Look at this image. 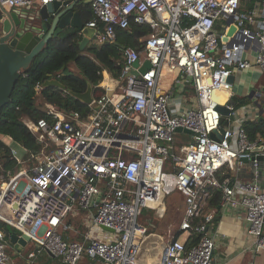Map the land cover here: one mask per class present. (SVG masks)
I'll return each instance as SVG.
<instances>
[{
  "label": "built area",
  "instance_id": "built-area-1",
  "mask_svg": "<svg viewBox=\"0 0 264 264\" xmlns=\"http://www.w3.org/2000/svg\"><path fill=\"white\" fill-rule=\"evenodd\" d=\"M51 1L0 0V7L30 9ZM89 4L93 17L85 25L96 29L92 43L114 41L116 28L131 20L148 24L150 32L141 50L123 48L117 77L103 71L87 115L47 103L46 117L25 122L41 144L27 158L36 162L10 146L20 166L0 175V208H7L0 210V219L34 242L25 255L27 264L42 250L64 264H77L84 254L103 264H150L139 257L147 227L137 217L175 190L184 199L180 233L164 242L154 264H220L214 261L215 239L208 230L214 213L204 211L208 185L221 189V208L243 211L255 255L248 264H264V189L257 158L264 155V139L249 140L243 127L247 117L231 101L229 81L238 70H264V0ZM246 5L250 8L242 9ZM231 24L234 30L228 34ZM145 60L150 64L146 71L132 74ZM164 71L174 72L167 90ZM215 88L230 95L219 139L211 137L221 116L211 97ZM246 163L252 167L249 178L241 176ZM226 168L231 175L219 178L217 172L225 174ZM74 209L92 217L79 240L61 234L70 228L65 217ZM201 215L204 220L197 219ZM96 229L104 236L94 235ZM192 231L201 236L187 246ZM6 243L0 229V264H13Z\"/></svg>",
  "mask_w": 264,
  "mask_h": 264
},
{
  "label": "trees",
  "instance_id": "trees-1",
  "mask_svg": "<svg viewBox=\"0 0 264 264\" xmlns=\"http://www.w3.org/2000/svg\"><path fill=\"white\" fill-rule=\"evenodd\" d=\"M249 8L250 5L242 7L244 10ZM76 10L80 13L84 23L93 17L89 3H78ZM78 32L77 28L66 27L58 34L53 35L33 57L28 67L22 71L9 101L0 108V175H8L20 166L16 157L11 153V145L3 139V136L10 137L13 142L25 148L22 154L25 159L30 154L38 153L41 150V144L37 141L36 133L25 122H35L40 117H46L44 108L47 103L67 111H78L82 116L87 115L89 106L74 97L71 91L83 92L87 84H91L94 89L95 85L103 78V70H106L111 76L117 77L122 66L123 48L130 46L141 50L142 38L149 34L150 27L148 24H140L131 20L127 27L116 28L114 41L101 44L91 43L84 49H80L78 46V40L81 38ZM50 77L58 79L65 89L56 85H44V81ZM36 85L39 86L36 87ZM249 100L247 96L243 98L231 97V101L237 106L247 104ZM243 127L249 140L253 141L258 137L264 139V110L260 109L257 115L246 118L243 121ZM27 160L29 163L36 162L34 157ZM227 175H231V171L227 168L225 174L217 172L219 178ZM206 190L209 196L204 211H213V222H217L222 191L219 187L212 185H208ZM173 192L179 191L175 190L164 195L163 200L165 201L168 197L176 194ZM179 195L174 199L179 209L182 207L184 209V199L182 194ZM197 219L204 220V215ZM0 229L8 234L7 224L1 219ZM179 233L178 228L174 236L177 237ZM61 234L68 239L65 233L61 232ZM200 236L201 233L192 231L187 246L196 242ZM79 239L81 237H77L76 240Z\"/></svg>",
  "mask_w": 264,
  "mask_h": 264
},
{
  "label": "water",
  "instance_id": "water-1",
  "mask_svg": "<svg viewBox=\"0 0 264 264\" xmlns=\"http://www.w3.org/2000/svg\"><path fill=\"white\" fill-rule=\"evenodd\" d=\"M89 3L90 0H53L39 5L33 10H21L19 7L1 6L0 18V108L6 104L11 96L12 90L23 70L30 64L33 57L43 48L44 44L53 36L66 27L77 28L82 37L78 41V46L83 49L93 39L96 29L85 25L80 13L76 10L78 3ZM234 30V25H230L228 34ZM225 40L226 38L223 37ZM230 44V43H229ZM139 62L133 65L138 67ZM150 66L145 60L138 69L132 70V74L144 73ZM229 81L233 83L234 74L229 75ZM44 85H56L62 89L65 86L55 77H50L44 81ZM71 94L89 104L92 101V85L87 84L83 92L71 91ZM252 93L248 94L251 97ZM212 99L216 102V108L221 114L220 126L211 133V137L219 139L224 131L223 122L225 116L230 113L226 102L230 98L227 91L215 88L211 93ZM177 131L193 133L192 129L178 127ZM264 159V155L257 156ZM245 162L248 159H244ZM16 207V203L13 205ZM106 230L110 227L102 226ZM10 233V242L15 247L30 240L26 233L18 234L14 228L7 225Z\"/></svg>",
  "mask_w": 264,
  "mask_h": 264
},
{
  "label": "crops",
  "instance_id": "crops-1",
  "mask_svg": "<svg viewBox=\"0 0 264 264\" xmlns=\"http://www.w3.org/2000/svg\"><path fill=\"white\" fill-rule=\"evenodd\" d=\"M33 9L34 8H21L22 11ZM89 43L91 44L92 42ZM233 74L234 81L232 83L231 97L237 96L239 98H243L244 96L248 97V94L252 93V96L249 97L250 100L247 104L239 105V113L247 118L257 115L260 112V109L264 110V70H260L259 68L254 66L248 69L235 71ZM250 164L251 163H246L244 170L241 172V176L243 178L250 177L249 172L252 170ZM260 166L261 168L259 183L264 189V159L260 160ZM164 203L165 201L163 200L161 204H158L157 206L147 207V209L158 211V209L164 206ZM183 211L184 209L182 207V215ZM4 212H7V210L4 209ZM91 219L92 217L88 212H85L81 209H74L70 211L65 217V221L69 223L70 228L61 229V232L65 233L68 239H77V237H82V232H84V230H86L91 225ZM152 223L150 221L149 227L144 224L147 227V233L144 237L142 248L139 253V257L143 261L148 262L150 264H154L157 261L161 248L164 244L162 243V245H160L161 241L159 240V237L161 236L153 232ZM247 228L248 223L241 209H223L219 206V219L217 220V222H212V224L208 228L209 232L214 236L215 239V262L220 264H227L229 260H232L233 258L236 259L239 257L241 258L238 264H248L249 262L254 260L255 255L252 250V239L247 233ZM14 230L18 234H20L18 230ZM94 232H96V235L98 236H104L103 231L100 229H96ZM4 234L5 239L7 241L6 250L11 263L27 264L25 255L28 251L35 248L34 242H31L32 240H28L26 241V243L21 244L18 248L10 242L9 231L8 234H6L5 232ZM218 247L222 249L221 254H217ZM31 264L64 263L48 251L42 250L37 253ZM77 264L103 263L97 259H93L87 255H83Z\"/></svg>",
  "mask_w": 264,
  "mask_h": 264
},
{
  "label": "rangeland",
  "instance_id": "rangeland-1",
  "mask_svg": "<svg viewBox=\"0 0 264 264\" xmlns=\"http://www.w3.org/2000/svg\"><path fill=\"white\" fill-rule=\"evenodd\" d=\"M173 77H174V72L170 73L168 71H164V76H163L161 81H162V84H163V87L165 90H167V87L169 86V83L173 80ZM191 90H192V87L190 85H187L185 94L187 96H190ZM3 139L9 145L16 148L19 155H22L24 153V149L18 143L13 142L10 137L3 136ZM173 193H176V194L168 197L165 200L164 206L162 208L158 209V211L143 208L142 212L137 217V221L139 223L145 224L148 227L150 226L149 225L150 221H151V223L153 222L152 223L153 224V226H152L153 232H155L156 234H159L161 236V237H159V240L161 241L160 245H162V243H164L165 241L169 240L174 235L175 231L179 228L178 223H179L180 217L182 215V209H179V206L177 205V203L175 201V199H176L175 197H177L179 192H173ZM94 235H96V232H94ZM31 242H33V241H31ZM217 251H218L217 254L222 253V249L219 247H218ZM159 256H160V254H159ZM240 258L241 257L236 258V259L233 258L232 260H229V262L227 264H238V262H240Z\"/></svg>",
  "mask_w": 264,
  "mask_h": 264
},
{
  "label": "bare ground",
  "instance_id": "bare-ground-1",
  "mask_svg": "<svg viewBox=\"0 0 264 264\" xmlns=\"http://www.w3.org/2000/svg\"><path fill=\"white\" fill-rule=\"evenodd\" d=\"M4 209L7 210V208H6L5 206H2V207L0 208V210H1L2 213H6V212H4Z\"/></svg>",
  "mask_w": 264,
  "mask_h": 264
}]
</instances>
